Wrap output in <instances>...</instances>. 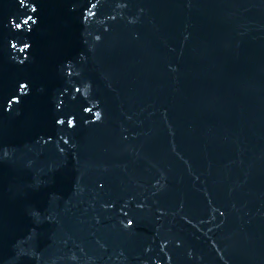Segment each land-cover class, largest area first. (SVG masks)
Instances as JSON below:
<instances>
[{"label":"water","instance_id":"95a60500","mask_svg":"<svg viewBox=\"0 0 264 264\" xmlns=\"http://www.w3.org/2000/svg\"><path fill=\"white\" fill-rule=\"evenodd\" d=\"M0 264H264V0H0Z\"/></svg>","mask_w":264,"mask_h":264}]
</instances>
